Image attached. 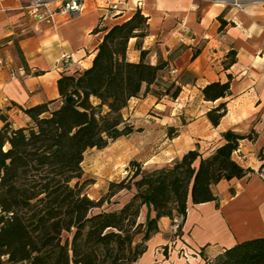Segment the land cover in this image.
<instances>
[{
	"label": "trees",
	"instance_id": "16d2710c",
	"mask_svg": "<svg viewBox=\"0 0 264 264\" xmlns=\"http://www.w3.org/2000/svg\"><path fill=\"white\" fill-rule=\"evenodd\" d=\"M148 28L140 10L121 24L98 27L105 34L92 65L80 74L62 75L58 99L21 107L28 119L22 127L0 112V264H135L159 232L161 218L179 219L174 235L180 237L190 203L216 202L218 207L216 185L254 172L234 155L243 140L255 142L258 133L228 131L208 155L192 150L146 174L133 163L129 180L110 183L100 200L88 196L80 182L85 155L133 132L124 118L131 100L151 95L175 101L182 92L177 80L164 79L167 61L152 64L147 51L139 62L129 60L130 40L145 38ZM235 63L236 52L230 51L224 68ZM231 81L228 75L225 83L206 85L204 100L231 96ZM227 112L221 103L206 116L217 127ZM122 191L132 194L128 202L104 209L105 204L120 205L111 199ZM144 206L149 212L141 223ZM199 254L205 264H264V237L237 242L212 258L205 248Z\"/></svg>",
	"mask_w": 264,
	"mask_h": 264
},
{
	"label": "crops",
	"instance_id": "0c3cea01",
	"mask_svg": "<svg viewBox=\"0 0 264 264\" xmlns=\"http://www.w3.org/2000/svg\"><path fill=\"white\" fill-rule=\"evenodd\" d=\"M105 3L84 0L78 18L57 13L53 23H42L35 29L26 22L24 0L0 1V112L27 123L21 107L58 99V79L80 74L92 65L105 34L97 30L104 13L99 7ZM136 10L148 18L149 28L145 38L130 40L129 60L137 63L142 51H147L146 61H167L164 79L177 80L182 86L175 101L142 95L129 104L136 109L133 118H142L134 119L133 125L142 124L153 138L164 124L176 129L172 131L177 135L165 142L167 153L173 155L149 164L158 163L155 170L166 167L202 145L209 150L201 152L208 155L223 143L222 134L228 131L247 135L254 129L258 133L255 142L243 140L234 155L240 165L254 172L216 185L218 207L216 202L190 203L180 237L174 235L173 222L161 218L159 232L135 263L205 264L197 254L204 248L212 258L237 242L264 237V179L260 175L264 168V0L244 11L205 0H128L121 5L122 13L104 27L129 20ZM20 22L23 27H19ZM230 51L236 52V63L226 70L224 62ZM62 52L72 57L66 67L60 61ZM19 69L27 75L11 80V71ZM228 75L232 76L231 96L215 102L204 100L202 89L214 82H227ZM221 103L227 104L228 112L214 127L206 114ZM162 130L166 137L167 128ZM178 153L181 155L175 156ZM148 212L144 206L139 222L145 223Z\"/></svg>",
	"mask_w": 264,
	"mask_h": 264
},
{
	"label": "rangeland",
	"instance_id": "374dc122",
	"mask_svg": "<svg viewBox=\"0 0 264 264\" xmlns=\"http://www.w3.org/2000/svg\"><path fill=\"white\" fill-rule=\"evenodd\" d=\"M135 110V108L128 107L124 112L126 123L131 125L134 129L130 135L123 136L115 141H109L106 148L101 150L93 149L88 151L85 155L82 165L84 174L80 182H85V191L91 199L100 200L104 197L108 193L110 183H120L126 179L129 180L135 171L133 163H139L141 165V173L146 174L153 172L155 170L154 167L157 168L156 164H158L152 163L151 165L149 164V161L156 158L161 160L163 157L168 158L173 155V153H167L169 145L165 144V142L168 143V140H171L177 135L176 132H173L176 129L168 128V124H164V126L161 127L162 129L164 127L167 128V130H165L166 137L162 134V129H160V131H156V135L153 138L151 132L144 129L142 124L137 123L133 125V122L135 123L136 119H142L133 118L136 112ZM147 115H151V113L148 112ZM10 119L15 127L26 125V123H22L20 119L15 120L11 117ZM143 119H145V117ZM157 140H159L158 144ZM155 143L156 145L153 146ZM202 146L204 148L200 149ZM202 146L199 147V151L206 153L209 149H206L207 146L205 145ZM170 152H173V150ZM177 155L179 157L181 153H178L175 156ZM131 197V193L123 191L111 199L113 204L116 201H119L120 205L109 206L108 204H105L104 209H117L121 207L122 204H125V202Z\"/></svg>",
	"mask_w": 264,
	"mask_h": 264
},
{
	"label": "built area",
	"instance_id": "2783aa9c",
	"mask_svg": "<svg viewBox=\"0 0 264 264\" xmlns=\"http://www.w3.org/2000/svg\"><path fill=\"white\" fill-rule=\"evenodd\" d=\"M3 1V0H0ZM26 11V22L32 23L37 29V27L42 24H51L54 22L55 15L57 13L65 14L71 19L78 18L83 11L84 0H24ZM128 0H106V3L99 8L104 11L101 16L99 26L104 27L105 23L115 19L119 16L121 11V5L127 3ZM207 2L223 4L232 6L235 9L244 11L248 5H256L260 3L261 0H205ZM140 3H138L139 5ZM184 26V21L180 22ZM24 23L20 22L19 27H23ZM160 41V39H158ZM71 55L64 52L60 55V61L63 66H68L71 64ZM27 75L26 70L19 69L16 71H11V80H17L20 77ZM261 177L264 179V168L260 171ZM180 226V220L176 219L173 223L172 230L177 232ZM185 254V251H184ZM187 254V253H186ZM185 254V255H186ZM199 254V252L197 253Z\"/></svg>",
	"mask_w": 264,
	"mask_h": 264
},
{
	"label": "bare ground",
	"instance_id": "6f19581e",
	"mask_svg": "<svg viewBox=\"0 0 264 264\" xmlns=\"http://www.w3.org/2000/svg\"><path fill=\"white\" fill-rule=\"evenodd\" d=\"M123 192V191H122Z\"/></svg>",
	"mask_w": 264,
	"mask_h": 264
}]
</instances>
